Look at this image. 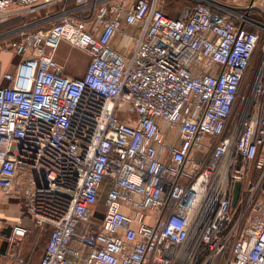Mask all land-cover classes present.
<instances>
[{
    "label": "built area",
    "instance_id": "built-area-1",
    "mask_svg": "<svg viewBox=\"0 0 264 264\" xmlns=\"http://www.w3.org/2000/svg\"><path fill=\"white\" fill-rule=\"evenodd\" d=\"M52 9L0 35L8 242L25 218L39 264H264V0H0V26Z\"/></svg>",
    "mask_w": 264,
    "mask_h": 264
},
{
    "label": "crops",
    "instance_id": "crops-1",
    "mask_svg": "<svg viewBox=\"0 0 264 264\" xmlns=\"http://www.w3.org/2000/svg\"><path fill=\"white\" fill-rule=\"evenodd\" d=\"M0 55L7 57L4 62L3 74L0 78L1 86L7 85V82L3 79L4 74L14 72L20 58L10 51L0 50ZM58 62L61 63L59 60ZM61 64L64 66V74L75 78L82 77L87 70L86 68L81 75H74V73L67 70L63 63ZM22 217L17 200L10 193H5V191L0 189V264H39L44 256L51 230L49 227L32 226L29 219L24 218V223L30 227L26 239L16 247H13L8 242L7 238L11 234L13 222L22 219ZM10 254H13V257Z\"/></svg>",
    "mask_w": 264,
    "mask_h": 264
},
{
    "label": "rangeland",
    "instance_id": "rangeland-1",
    "mask_svg": "<svg viewBox=\"0 0 264 264\" xmlns=\"http://www.w3.org/2000/svg\"><path fill=\"white\" fill-rule=\"evenodd\" d=\"M176 7L177 6L172 4V7L169 10V13H170V11H174V9H175L174 13H177L178 11H176ZM171 13L174 14L173 12H171ZM36 19H38V16L33 15V16H29V17L19 18V20H17V21H25V22L31 21L32 22L33 20H36ZM17 21L15 20V22H17ZM15 22L13 21V23H10L8 25H5L4 27H1L0 30L3 28L9 29L10 27H12L16 24ZM2 33L3 34H1V33L0 34L4 35L5 32H2ZM5 52H7V51H5ZM259 54H260V52H258L256 54V59H255L254 63L252 64L250 75L254 72V70L257 66L256 64H257V61L259 58ZM6 58H7L6 56L0 55V78L3 74V68L5 65L4 62H5ZM57 58L59 61H61V63H63L67 67V70L74 73V75H81L88 66L87 56L83 52H81L77 49H71L67 43H62L60 45L59 50H58V54H57ZM249 78H250V76L248 77V79ZM248 79H247V82H248ZM247 82H246L245 87L242 91L243 94L248 87L249 82L248 83ZM106 190H107V188H105V191ZM101 198L102 199L104 198V194H102ZM100 211L104 212V206H103L102 202L100 203Z\"/></svg>",
    "mask_w": 264,
    "mask_h": 264
},
{
    "label": "trees",
    "instance_id": "trees-1",
    "mask_svg": "<svg viewBox=\"0 0 264 264\" xmlns=\"http://www.w3.org/2000/svg\"><path fill=\"white\" fill-rule=\"evenodd\" d=\"M53 13H56L55 11H53V9L52 10H49L47 13H39L38 15H36V16H38V19H36V20H40V19H42V18H45L46 16H48L47 14H53ZM16 21L17 20H19V19H15ZM15 20H13L14 22H15ZM13 21H11V22H9V23H7V24H4V25H1L0 26V28L1 27H4L5 25H8V24H10V23H13ZM35 21V20H34ZM16 24L14 25V26H12V27H10L9 29H6V28H3V29H1L0 30V33L1 34H3L2 32H5V33H7V32H10V31H13V30H15V29H18V28H21V27H23L25 24H28V23H31V21L29 22V21H17V22H15ZM7 31V32H6ZM4 33V34H5ZM0 34V35H1Z\"/></svg>",
    "mask_w": 264,
    "mask_h": 264
},
{
    "label": "water",
    "instance_id": "water-1",
    "mask_svg": "<svg viewBox=\"0 0 264 264\" xmlns=\"http://www.w3.org/2000/svg\"><path fill=\"white\" fill-rule=\"evenodd\" d=\"M240 191H241V183L236 182L233 188V196H232V208H235L237 206L239 197H240Z\"/></svg>",
    "mask_w": 264,
    "mask_h": 264
}]
</instances>
